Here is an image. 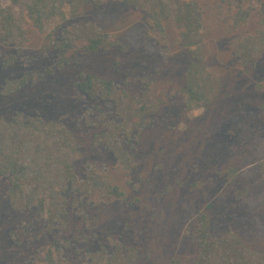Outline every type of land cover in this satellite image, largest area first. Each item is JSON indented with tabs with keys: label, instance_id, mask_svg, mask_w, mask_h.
<instances>
[{
	"label": "rangeland",
	"instance_id": "1",
	"mask_svg": "<svg viewBox=\"0 0 264 264\" xmlns=\"http://www.w3.org/2000/svg\"><path fill=\"white\" fill-rule=\"evenodd\" d=\"M196 1L211 25L203 32L210 47L206 63L222 82L208 107L184 110L181 90L189 57L176 43L173 25L166 23L165 51L147 37L142 12L112 0L99 7L88 4L76 22L112 32L126 50L79 52L57 69L52 67L55 51L41 48V34L29 24L30 41L20 60L6 68L0 62V89L6 79L25 72L39 75L22 90L0 95V117L8 120L19 112L64 123L80 147L74 164L78 178L85 177L86 164H94L127 195L126 202L109 205L91 206L82 199L69 208L64 229L47 233L33 212L19 213L7 204V182L0 178V264H30L32 255L54 239L70 243L63 264L87 263V251L110 248L109 240L133 247L137 264H194L193 233L201 212L209 215L213 235L233 230L248 247L264 253V52L243 66L229 44L233 36L254 32L257 17L230 31L210 18L221 0ZM0 48L13 53L1 39ZM80 72L112 79L135 96L139 78L147 75L163 101L129 149L128 172L116 168L104 144H94L102 131L97 112L72 87Z\"/></svg>",
	"mask_w": 264,
	"mask_h": 264
},
{
	"label": "trees",
	"instance_id": "2",
	"mask_svg": "<svg viewBox=\"0 0 264 264\" xmlns=\"http://www.w3.org/2000/svg\"><path fill=\"white\" fill-rule=\"evenodd\" d=\"M106 1L110 0H9L4 5L0 0L1 43L13 49L12 53L0 48L2 68L20 60L30 41L29 24L41 34V48L55 51L52 67L57 69L76 60L79 52H107L114 47L126 50L112 32L95 23L76 22L88 4L99 7ZM112 1L142 12L147 37L165 51L169 38L166 23L176 29V43L189 57L181 90L186 113L208 107L217 99L222 82L206 63L210 47L203 36L211 25L196 0ZM254 16V32L229 40L233 55L243 66L264 52V0H221L210 13L211 19L230 31L246 26ZM52 67H46V72H51ZM37 77L36 73L25 72L18 78L6 79L0 95L18 92L28 83H35ZM139 80L142 86L137 96L114 80L93 73L80 72L72 82L79 96L90 101L97 112L95 118L102 131L95 136L94 144H104L116 168L126 172L133 165L129 149L139 142L163 102L153 93L147 75ZM87 123L95 124L90 119ZM80 158L79 144L64 123L19 112L8 120L0 117V178L7 182V204L19 213L33 212L47 233L64 229L69 208L82 199L91 206L127 201L125 191L101 167L88 163L85 177L78 178L74 164ZM193 236L197 243L194 264H264V253L248 247L233 230L213 235L205 212L199 213ZM69 247L67 240L54 239L32 255L30 264H63ZM109 247L87 251L85 264H137L133 247L115 240H109Z\"/></svg>",
	"mask_w": 264,
	"mask_h": 264
}]
</instances>
